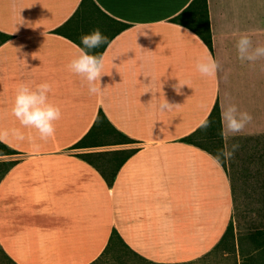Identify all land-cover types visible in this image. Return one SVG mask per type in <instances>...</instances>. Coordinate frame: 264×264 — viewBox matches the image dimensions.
Listing matches in <instances>:
<instances>
[{"label": "crops", "instance_id": "0c3cea01", "mask_svg": "<svg viewBox=\"0 0 264 264\" xmlns=\"http://www.w3.org/2000/svg\"><path fill=\"white\" fill-rule=\"evenodd\" d=\"M93 1L113 25H128L102 53L99 95L67 68L81 46L56 33L82 0H0V142L16 152L0 156V249L14 264H95L115 251L149 264L201 261L234 219L233 174L213 148L182 140L231 103L252 120L228 143L264 136V58L242 63L236 50L240 34L264 45V0H208L212 50L173 22L193 0ZM208 58L214 77L195 69ZM43 82L62 113L47 141L10 111L17 85ZM165 99L173 107L161 111ZM100 112L107 145L74 148ZM112 128L130 142L108 145ZM87 153L104 156L87 162Z\"/></svg>", "mask_w": 264, "mask_h": 264}, {"label": "clouds", "instance_id": "9594fccd", "mask_svg": "<svg viewBox=\"0 0 264 264\" xmlns=\"http://www.w3.org/2000/svg\"><path fill=\"white\" fill-rule=\"evenodd\" d=\"M108 38L99 29L80 37L79 54L74 56L67 65L70 72L81 77L86 82L88 92L91 95H99L102 91L101 78L104 76V55L93 54V50L108 44ZM238 59L244 63H253L264 58V45H253L248 34H240L236 41ZM218 63L211 59H197L195 69L202 76L214 77L218 70ZM99 83V86H98ZM179 85L175 86L178 91ZM52 85L43 82L30 87L24 83L17 85L14 99L11 104V114L19 121L23 128L35 129L40 140L47 141L56 132L55 122L61 118V110L58 106L49 102V93ZM161 111L171 110L173 104L166 99L159 105ZM252 120L247 111H242L235 103L227 106L221 105L220 110V136L224 141L223 148L218 152L216 159H230L239 148L238 144L229 145L230 137L242 132L246 125ZM202 127H207V122H201ZM18 140H25V135L20 129L13 130Z\"/></svg>", "mask_w": 264, "mask_h": 264}, {"label": "trees", "instance_id": "16d2710c", "mask_svg": "<svg viewBox=\"0 0 264 264\" xmlns=\"http://www.w3.org/2000/svg\"><path fill=\"white\" fill-rule=\"evenodd\" d=\"M114 20L110 18L107 14H105L93 0H82L79 9L76 13L70 18V20L65 23L61 28L56 30V33L61 35H67L71 37L73 40L77 41L80 44V37L83 34H87L92 32L93 30L99 29L103 35L108 38L110 41L121 31L125 30L128 25L123 23H117V26L113 25ZM173 22L179 23L193 32H195L212 50L213 48V36L211 30V20L210 13L208 8V0H193L192 3L176 18L173 19ZM79 37V38H78ZM108 43V44H109ZM102 45L96 54H102L105 47L108 45ZM94 52V50H93ZM94 54V53H93ZM207 122V127H201L195 133L190 135L189 137L184 138L182 141L193 144L200 147H208V148H218V150L214 149V154L217 156L218 152L223 148L224 143L223 139L220 136V107L216 105L213 112L209 116ZM109 122L107 121L106 116L103 112H100L97 120L90 130V132L80 141L78 142L74 148H84V147H100L107 145L105 144V137L110 133ZM113 132L116 133V136L112 139V142L108 145H121L124 143H129L130 140L123 136L120 132L115 130ZM121 138V139H120ZM16 152L10 149L8 146L0 142V156H7L11 154H15ZM126 156L122 159V163H124L133 152H125ZM104 153H87L80 154V157L86 160L87 162H92L93 158L99 157L102 158ZM113 155L115 159L119 160L121 151H114L113 153H109ZM224 162V159L221 158ZM118 169V168H117ZM118 171V170H117ZM116 171V172H117ZM115 177V172L111 179L107 178L109 184L112 185L113 179ZM119 235L116 230L113 231L110 242L111 244L115 241H118ZM236 235L234 230V224L231 222L227 228L226 233L223 236V239L217 246L218 249L221 247H225L227 249L228 245L232 244V249L234 253H236ZM224 249V250H226ZM118 252V251H115ZM133 255H135L132 252ZM105 252V257H106ZM247 260L241 262V264H248V261H251L252 255L246 256ZM0 258L5 259L9 264H14V262L7 256V254L0 249ZM104 259V256H103ZM97 261L95 264H98L100 261Z\"/></svg>", "mask_w": 264, "mask_h": 264}, {"label": "rangeland", "instance_id": "374dc122", "mask_svg": "<svg viewBox=\"0 0 264 264\" xmlns=\"http://www.w3.org/2000/svg\"><path fill=\"white\" fill-rule=\"evenodd\" d=\"M239 148L229 159L233 174L236 210L232 220L236 253L232 244L221 247L209 257L192 264H264V136L237 138L230 144ZM215 150L218 148H214ZM104 163L103 161H101ZM226 249V250H224ZM0 264H9L0 258ZM98 264H149L120 252H112Z\"/></svg>", "mask_w": 264, "mask_h": 264}]
</instances>
